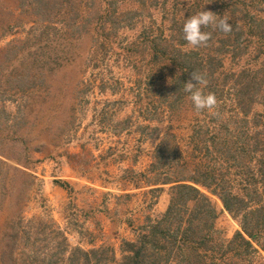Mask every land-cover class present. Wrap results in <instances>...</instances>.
<instances>
[{
	"label": "rangeland",
	"instance_id": "374dc122",
	"mask_svg": "<svg viewBox=\"0 0 264 264\" xmlns=\"http://www.w3.org/2000/svg\"><path fill=\"white\" fill-rule=\"evenodd\" d=\"M179 1L187 0H50L42 19L29 0H0V264H65V243L68 250L112 248L119 259L123 240L169 206L171 185L149 183L166 135L177 153L174 169L162 174L221 172L237 188L250 178L253 156L237 167L206 145L221 137L246 146L262 130L254 125L262 104L248 118L238 114L241 80L232 74L244 79L245 70L264 68V40L251 37L245 55L222 57L216 89L201 83L214 107L197 111L190 94L168 107L162 90L170 70L144 37L168 34L173 15L186 12ZM240 1L236 8L264 19V0ZM202 2V11L218 16L215 1ZM198 187L217 210L219 236L233 239L239 220Z\"/></svg>",
	"mask_w": 264,
	"mask_h": 264
},
{
	"label": "trees",
	"instance_id": "16d2710c",
	"mask_svg": "<svg viewBox=\"0 0 264 264\" xmlns=\"http://www.w3.org/2000/svg\"><path fill=\"white\" fill-rule=\"evenodd\" d=\"M143 1L147 3V0ZM207 1H215L216 8H219L217 20L226 18L232 24L230 33H223L216 25H208L203 28L204 32L210 34L206 44L199 47L188 44L183 38V23L185 19L202 11L204 5L202 0H187L177 2L178 6L186 7V12L180 11L173 15L166 36L144 37V44H147L155 59L165 61L162 70H170L165 76L162 90L168 107L173 108L190 94L185 91L186 84L198 83L193 73L202 76L207 84L210 81L209 87L216 89V75L224 67L222 57L231 55L238 58L245 55L251 37L264 40V19L248 12L246 8H236L243 1ZM29 3L42 19L51 10L50 0H29ZM228 10L233 18H229ZM221 74L226 78L231 76ZM242 74L244 79L241 74H232L241 80L234 86L235 106L238 114L248 118L253 114L256 104L264 106V68L245 70ZM200 85L197 84L194 90L199 89ZM263 116H254L255 127H262V130H255L250 141H246V146L239 147L232 139L221 137L212 141L213 146L208 145L209 140L206 145V151L219 156L223 162L233 161L237 167H241L242 162L252 156L256 159L255 167L247 166L245 169V173L251 172V176L240 188L221 172L212 173L204 169L201 172L198 169L187 178L159 172L175 167L177 152L172 143L174 136L166 135L154 153L150 172L155 176L149 182L152 185H171L170 203L166 212L157 220L147 218L134 240H123L119 259L112 248L68 250L65 243L63 253L68 255L65 264H264V260L257 259L258 249L255 246L257 244L264 249ZM4 164L0 161V165ZM17 171L27 175L23 170ZM198 186H203L217 196L224 208L239 220L242 230L233 239L226 241L219 236L216 228L217 210L209 196ZM13 237L18 239L16 234Z\"/></svg>",
	"mask_w": 264,
	"mask_h": 264
},
{
	"label": "clouds",
	"instance_id": "9594fccd",
	"mask_svg": "<svg viewBox=\"0 0 264 264\" xmlns=\"http://www.w3.org/2000/svg\"><path fill=\"white\" fill-rule=\"evenodd\" d=\"M208 25H216L223 33H230L232 31V24L226 18L217 20V16L211 11H201L195 15L185 19L183 23V38L193 47H199L207 43L210 34L203 31ZM193 78L200 83H206L204 78L193 73ZM197 84L191 82L186 84L185 91L190 93V99L194 108L199 111L203 109H211L216 104L214 94H203L199 89L194 90Z\"/></svg>",
	"mask_w": 264,
	"mask_h": 264
}]
</instances>
